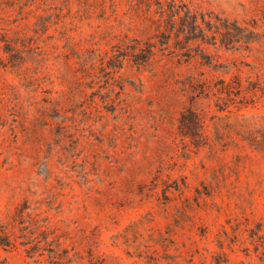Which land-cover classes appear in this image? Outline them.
Instances as JSON below:
<instances>
[{
    "label": "rangeland",
    "instance_id": "1",
    "mask_svg": "<svg viewBox=\"0 0 264 264\" xmlns=\"http://www.w3.org/2000/svg\"><path fill=\"white\" fill-rule=\"evenodd\" d=\"M174 1L179 11L187 6L196 14L199 29L170 38L155 34L151 43L164 55L177 54L167 67H179L174 91L186 88L189 97L179 104L165 90V77L152 78L151 67L137 71L127 64L116 75L112 96L121 92L123 105L113 118L118 128L113 122L102 128L96 106L99 124L90 138L98 150L92 148L95 173L107 177L106 183L90 176L93 184L79 187L80 168L74 166L72 174L56 178L54 169L47 179L41 165L57 167L56 157L46 154L49 144L39 136L40 119L30 105L23 109L27 165L19 168L7 159L13 139L0 135V223L15 208H25L26 215L15 247H0V264H200V254L209 262L223 255L225 264H261L253 253L257 246V253L264 251V142L257 151L248 139L264 131V94L255 86L257 76H264V0ZM137 7L144 11L149 5L138 1ZM150 7L158 9L155 3ZM79 25L84 31L86 23ZM183 27L190 24L175 30ZM190 77L209 82L207 98L199 83L191 89ZM223 83L232 87L228 93ZM191 106L202 119L205 146L182 137L196 131L181 123ZM82 111L74 112L78 121ZM82 148L90 147L82 142Z\"/></svg>",
    "mask_w": 264,
    "mask_h": 264
},
{
    "label": "trees",
    "instance_id": "2",
    "mask_svg": "<svg viewBox=\"0 0 264 264\" xmlns=\"http://www.w3.org/2000/svg\"><path fill=\"white\" fill-rule=\"evenodd\" d=\"M138 1L149 5L148 9H139ZM152 3L158 6L157 10L151 9ZM168 4L170 7L165 9ZM182 8L179 11L174 0H0V135L13 139L7 149V159L16 160L19 168L30 162L24 156L22 141L25 134L23 109L30 105L40 119L37 121L39 136L44 135L49 144L46 154L56 157L57 167L41 165L47 179L52 180L54 169L59 170L56 178L58 174H72L70 169L74 166L80 168L78 173L75 172L79 187L88 188L93 184L90 176L99 184L106 183L107 177L95 173L99 167L92 162V154L98 150L90 138L94 126L99 124H94L99 114L96 106L103 115L100 117L102 128L111 122L115 123V130L118 128L117 119L113 121V118L122 112L123 105L119 99L121 92L112 96L113 88L115 90L119 84L116 75L127 64L137 71L151 67L152 78L161 80L165 77V90L179 104L184 105L189 97L186 88L174 91L181 77L179 67H167L177 54L164 55L163 50L151 43L155 34L164 33L170 38L173 34L197 32L196 14L187 6ZM84 22L86 28L83 31L79 24ZM180 23L190 24V27L176 31ZM226 33H229L228 29ZM131 34H141L145 38L138 41ZM186 55L189 61V53ZM6 75L14 80L6 82ZM256 79V89L264 94V76ZM193 82L199 83L200 95L207 98L209 82L201 83L190 77L191 89ZM233 85L238 91L234 96H240L241 81L237 78ZM222 87L227 93L232 88L224 83ZM253 96L256 95L253 93ZM99 103L108 105L110 110L100 107ZM79 108L83 111L77 116L83 121L75 117L74 112ZM186 113L182 125L186 127L189 122L196 131L184 132L182 137L189 138L195 147L207 145L208 137L202 131L200 115L192 110V106L186 108ZM80 124L83 127L80 128ZM260 140L264 142V131L259 136L251 134L248 144L258 151ZM82 142L90 148L78 151ZM14 144L17 147H12ZM38 152L35 151L36 156ZM76 160H80L81 165H76ZM36 162L40 163V160ZM87 166L91 168L90 174L85 172ZM25 217V208H15L6 214L0 223L1 248L15 247V234L20 232L16 229L24 224ZM258 249L257 246L253 254L264 264V251L257 253ZM188 262L192 264V259ZM225 262L223 255L212 257L209 262L200 254V264Z\"/></svg>",
    "mask_w": 264,
    "mask_h": 264
}]
</instances>
